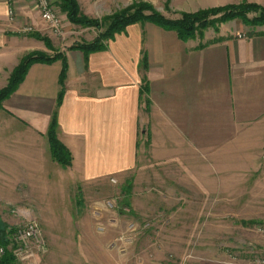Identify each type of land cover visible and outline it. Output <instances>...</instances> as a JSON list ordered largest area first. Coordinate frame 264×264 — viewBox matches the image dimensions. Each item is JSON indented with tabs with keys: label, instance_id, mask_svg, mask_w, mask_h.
<instances>
[{
	"label": "crops",
	"instance_id": "0c3cea01",
	"mask_svg": "<svg viewBox=\"0 0 264 264\" xmlns=\"http://www.w3.org/2000/svg\"><path fill=\"white\" fill-rule=\"evenodd\" d=\"M176 1L183 12L214 4ZM38 12L34 0H0V88L25 54L47 52L30 37L46 34L38 27ZM140 24L86 58L63 48L67 71L58 108L62 61L29 66L0 104V194L33 188V201L52 203L72 182L79 192L100 195L111 177L121 183L131 174L132 189L135 179L150 178L151 171L159 178L189 179V191L197 193L199 178L214 160L228 178L245 177L247 156L264 161V29L207 43L206 37L181 41L172 30ZM143 85L147 107L140 100ZM55 111L57 137L73 156L69 167L55 162L49 150ZM100 199H90L96 219L106 209Z\"/></svg>",
	"mask_w": 264,
	"mask_h": 264
},
{
	"label": "rangeland",
	"instance_id": "374dc122",
	"mask_svg": "<svg viewBox=\"0 0 264 264\" xmlns=\"http://www.w3.org/2000/svg\"><path fill=\"white\" fill-rule=\"evenodd\" d=\"M51 1L57 27L42 21L38 12V27L46 34L39 39L30 35L47 52L35 49L29 53L63 56L64 49L97 39L110 22L108 18L142 3L170 19L183 13L176 0H76L80 14L98 20L96 27L70 22L61 0ZM206 1L214 3L209 8L242 2L264 6V0ZM247 17L253 19L255 14ZM260 29L264 24L236 18L217 22L196 37L214 43L226 36L254 35ZM108 41L103 40L104 44ZM250 157L245 177H226L220 160L208 163L197 193L189 191L193 188L189 179L165 178L163 172L164 177L159 178L158 171H151L150 178L135 179L132 189L131 174L121 183L111 177L114 182L104 186L105 193L100 195L79 192L81 188L72 182L69 192L53 195L52 203L37 201L39 198L33 201V188L23 187L19 194H0V229L8 231L33 220L42 240L41 245L33 240L35 264H264V161ZM92 196L102 198L106 207L97 219L91 213ZM8 198H14L12 203Z\"/></svg>",
	"mask_w": 264,
	"mask_h": 264
},
{
	"label": "trees",
	"instance_id": "16d2710c",
	"mask_svg": "<svg viewBox=\"0 0 264 264\" xmlns=\"http://www.w3.org/2000/svg\"><path fill=\"white\" fill-rule=\"evenodd\" d=\"M61 7L67 13V17L70 22L86 26H99V22L96 19H90L79 12L76 0H61ZM145 11H149L145 14ZM254 13L253 19H248L247 15ZM219 14L218 17H216ZM241 19L252 25L264 24V6L256 3L242 2L239 4L227 5L223 7H215L208 9H201L195 12H183L177 19H170L158 13L152 9V7L146 3L137 5L134 8H130L121 13L114 14L108 20L110 21L105 31L90 43H83L72 45L69 50L81 51L85 58L93 52L104 50L106 44L103 40H113L114 37L124 32L125 29L135 23H152L165 30H172L176 32L178 38L181 41H187L196 35L201 34L202 31L210 26H216L217 22H226L233 19ZM33 36L41 38L39 33L33 32ZM48 44V40L44 38ZM203 47L202 44L198 46ZM56 60L62 61V69L59 76V92L57 96L56 107L58 108L62 101L65 91L64 81L66 78L67 63L60 53L53 56L45 55L41 52H32L24 56L19 64L14 68L8 84L6 87L0 89V104L8 98L18 84L23 80L25 73L30 65L34 63H45L50 64ZM140 65L143 69L147 66L146 55L143 54ZM148 92L146 86H142L140 89V100L148 106V100L143 98V95ZM56 111L53 113L49 129L47 132V139L49 143V150L52 159L62 167H69L72 165L73 156L71 152L59 141L57 137V118ZM126 204V203H125ZM127 206V205H126ZM251 223H255L252 221ZM2 244V241H0ZM0 264H14L13 258L9 253L0 260Z\"/></svg>",
	"mask_w": 264,
	"mask_h": 264
},
{
	"label": "built area",
	"instance_id": "2783aa9c",
	"mask_svg": "<svg viewBox=\"0 0 264 264\" xmlns=\"http://www.w3.org/2000/svg\"><path fill=\"white\" fill-rule=\"evenodd\" d=\"M41 20L57 27L58 19L55 7L51 0H35ZM9 17H14V10L9 9ZM31 27H26L25 32H30ZM114 182V180H111ZM124 209H127L126 207ZM40 232L33 220L26 221L23 225L4 231L2 244H0V260L9 253L14 264H35L33 262V240L35 244L41 245ZM41 240V241H40Z\"/></svg>",
	"mask_w": 264,
	"mask_h": 264
},
{
	"label": "water",
	"instance_id": "95a60500",
	"mask_svg": "<svg viewBox=\"0 0 264 264\" xmlns=\"http://www.w3.org/2000/svg\"><path fill=\"white\" fill-rule=\"evenodd\" d=\"M3 237H4V230L0 229V239H3Z\"/></svg>",
	"mask_w": 264,
	"mask_h": 264
}]
</instances>
